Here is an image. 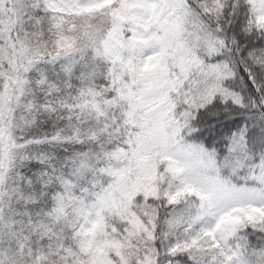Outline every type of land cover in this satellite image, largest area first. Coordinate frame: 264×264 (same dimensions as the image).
I'll list each match as a JSON object with an SVG mask.
<instances>
[{"label":"snow or ice","instance_id":"1","mask_svg":"<svg viewBox=\"0 0 264 264\" xmlns=\"http://www.w3.org/2000/svg\"><path fill=\"white\" fill-rule=\"evenodd\" d=\"M0 264H264V0H0Z\"/></svg>","mask_w":264,"mask_h":264}]
</instances>
